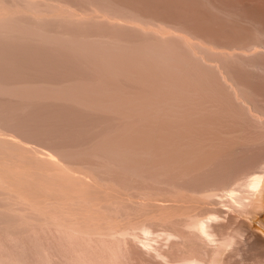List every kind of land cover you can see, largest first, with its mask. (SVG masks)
Masks as SVG:
<instances>
[{"label": "bare ground", "instance_id": "1", "mask_svg": "<svg viewBox=\"0 0 264 264\" xmlns=\"http://www.w3.org/2000/svg\"><path fill=\"white\" fill-rule=\"evenodd\" d=\"M0 264H264V0H0Z\"/></svg>", "mask_w": 264, "mask_h": 264}, {"label": "rangeland", "instance_id": "2", "mask_svg": "<svg viewBox=\"0 0 264 264\" xmlns=\"http://www.w3.org/2000/svg\"><path fill=\"white\" fill-rule=\"evenodd\" d=\"M28 145V144H27ZM30 146H31V144H29ZM35 145V144H34ZM31 148H32V146H31ZM33 148H35V149H40L39 147H37V146H33Z\"/></svg>", "mask_w": 264, "mask_h": 264}]
</instances>
